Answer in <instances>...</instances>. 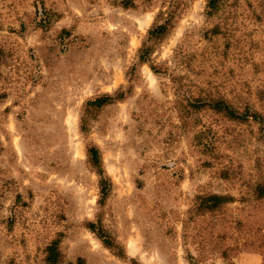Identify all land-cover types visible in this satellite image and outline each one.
Returning <instances> with one entry per match:
<instances>
[{
    "label": "rangeland",
    "instance_id": "1",
    "mask_svg": "<svg viewBox=\"0 0 264 264\" xmlns=\"http://www.w3.org/2000/svg\"><path fill=\"white\" fill-rule=\"evenodd\" d=\"M206 4L0 0V264H264V0Z\"/></svg>",
    "mask_w": 264,
    "mask_h": 264
},
{
    "label": "trees",
    "instance_id": "2",
    "mask_svg": "<svg viewBox=\"0 0 264 264\" xmlns=\"http://www.w3.org/2000/svg\"><path fill=\"white\" fill-rule=\"evenodd\" d=\"M206 7L209 12H213L217 7V0H207ZM167 26L168 24L165 23L155 26L150 30H148L145 42L138 50V58L140 61L144 62L147 60L150 52V44H152L154 41H156L166 32ZM151 69L153 72H158L154 69V67H151ZM112 100H113L112 97L104 96V97L96 98L95 100L86 103V105L93 107H101L105 104L110 103ZM211 108L219 112H223L228 118L233 120L241 121V120H248L249 118L252 119L254 118L253 113L249 111L238 113L234 111L232 108H230L227 104L221 101L213 103V105H211ZM87 158L90 165L95 170L96 175L98 176V185H99V194H100L99 203H102L109 193L110 183L108 178L104 175L101 166V159L95 147H89L87 149ZM226 200H227L226 198L219 196H210L207 198V201L213 204L214 206H217L220 203H225ZM88 227L90 228V230H92V232H96L97 237L101 240L104 246L108 248L113 247L111 241L103 233H101L99 229H96L94 224L91 223L89 224ZM57 245L58 243L55 240L47 247L46 256H45L46 264H57L60 258V253Z\"/></svg>",
    "mask_w": 264,
    "mask_h": 264
}]
</instances>
